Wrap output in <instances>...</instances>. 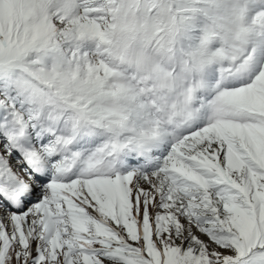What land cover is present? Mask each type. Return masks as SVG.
<instances>
[{
	"label": "snow or ice",
	"instance_id": "obj_1",
	"mask_svg": "<svg viewBox=\"0 0 264 264\" xmlns=\"http://www.w3.org/2000/svg\"><path fill=\"white\" fill-rule=\"evenodd\" d=\"M0 264H264V0H0Z\"/></svg>",
	"mask_w": 264,
	"mask_h": 264
}]
</instances>
